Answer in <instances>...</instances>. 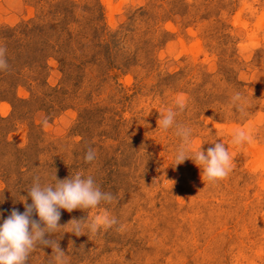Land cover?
<instances>
[{
  "label": "rangeland",
  "instance_id": "rangeland-1",
  "mask_svg": "<svg viewBox=\"0 0 264 264\" xmlns=\"http://www.w3.org/2000/svg\"><path fill=\"white\" fill-rule=\"evenodd\" d=\"M0 47V223L36 179L80 172L114 200L61 210L60 225L117 223L53 233L69 264H264V0H0ZM169 108L192 153L225 144L227 179L175 166ZM241 129L254 143L232 144ZM27 264H54L51 247Z\"/></svg>",
  "mask_w": 264,
  "mask_h": 264
},
{
  "label": "clouds",
  "instance_id": "clouds-1",
  "mask_svg": "<svg viewBox=\"0 0 264 264\" xmlns=\"http://www.w3.org/2000/svg\"><path fill=\"white\" fill-rule=\"evenodd\" d=\"M5 51L0 47V71L8 68ZM232 103L241 113H244L247 100L242 93L236 92L232 96ZM184 106L182 100L178 101L180 110H183ZM176 115L177 112L169 108L167 114L158 121L160 128L165 132L175 127V135L181 138V144L175 154V166L191 159L201 169L203 181L215 184L227 179L234 164L225 144L217 141L206 152L200 148L192 153L193 130L176 124ZM245 143H254L251 132L237 130L233 135L232 144L243 146ZM95 158V150L89 148L84 157L85 161L91 163ZM53 179L54 185L42 184L39 179H36L28 191L31 204L25 203L23 213L13 208L11 214L0 223V264H27L30 254L41 245L51 247L54 264H69V258L60 244L50 238L53 233L71 225V231L75 236H82L85 228L95 234L99 229L106 230L117 223L116 219L109 217L105 211L95 216L91 222H87V219L73 218L66 226H61L59 223L61 210L72 213L77 209L83 211L97 209L102 202L111 203L114 197L111 193L102 191L92 176H84L80 172L64 180L57 179L55 174ZM34 214L39 217L38 220L33 218Z\"/></svg>",
  "mask_w": 264,
  "mask_h": 264
}]
</instances>
